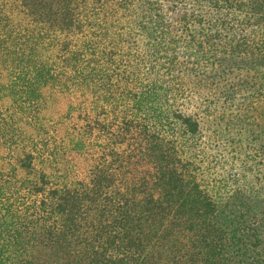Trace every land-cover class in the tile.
<instances>
[{"label":"trees","instance_id":"trees-1","mask_svg":"<svg viewBox=\"0 0 264 264\" xmlns=\"http://www.w3.org/2000/svg\"><path fill=\"white\" fill-rule=\"evenodd\" d=\"M0 264H264V0H0Z\"/></svg>","mask_w":264,"mask_h":264}]
</instances>
